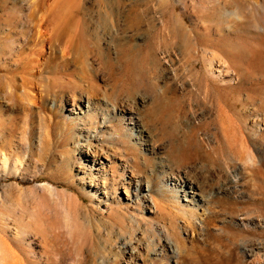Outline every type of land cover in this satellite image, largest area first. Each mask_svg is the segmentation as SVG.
<instances>
[{"label":"rangeland","instance_id":"374dc122","mask_svg":"<svg viewBox=\"0 0 264 264\" xmlns=\"http://www.w3.org/2000/svg\"><path fill=\"white\" fill-rule=\"evenodd\" d=\"M0 164V189L80 199L67 264H264V0H0Z\"/></svg>","mask_w":264,"mask_h":264},{"label":"bare ground","instance_id":"6f19581e","mask_svg":"<svg viewBox=\"0 0 264 264\" xmlns=\"http://www.w3.org/2000/svg\"><path fill=\"white\" fill-rule=\"evenodd\" d=\"M53 21L56 30L55 36L62 35L71 24L67 17ZM104 23L108 24L106 20ZM85 85H87L86 89L83 85L81 87L87 92H82L80 96L86 98L88 106H90V94L96 90V87L91 82ZM67 97L71 109L79 107L76 100L79 96L70 93ZM137 130L141 131V129ZM83 146H87L88 149L86 160L92 162L93 170H97H92V173L89 174L86 173L82 179L84 188H89L88 195L92 197L91 194L94 196L101 192V182L104 184L107 182V172L99 151L94 149L91 143ZM91 148L93 151H90ZM191 169L197 171L198 167L192 166ZM0 172H4V175L9 177L8 172L11 171L8 165L0 164ZM189 176L179 177L180 182H175V185L179 186L177 191L179 193L183 190L185 198L199 196L196 199L197 203L202 204L203 197L199 192L202 182L197 179V176H195L196 178H193L194 175ZM174 178L176 179L175 176ZM131 182L129 179L128 183L131 184ZM137 184L139 183L137 182ZM148 190L153 191L150 187ZM160 190L162 192L155 193L153 191V193L142 196L137 190L134 194L141 205L152 211L153 208L159 207L163 198L165 199L167 192L163 188ZM0 205L3 207L0 210V264H67L69 260L75 259L76 254L81 253L84 238L82 227L77 223V215L82 204L75 194L59 190H54L49 194L36 188L24 189L12 184L0 189ZM131 215L134 213L127 217H131ZM125 228L134 230L132 223H127ZM123 245L127 249L130 244L125 242ZM131 245L129 249L132 253L137 251L140 245L143 247L142 243L135 247ZM164 246L168 249L173 247L169 239H166Z\"/></svg>","mask_w":264,"mask_h":264}]
</instances>
